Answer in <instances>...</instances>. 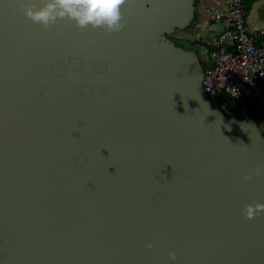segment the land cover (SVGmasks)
I'll return each instance as SVG.
<instances>
[{"label":"water","instance_id":"obj_1","mask_svg":"<svg viewBox=\"0 0 264 264\" xmlns=\"http://www.w3.org/2000/svg\"><path fill=\"white\" fill-rule=\"evenodd\" d=\"M43 2L0 0V264H264L262 130L171 40L195 0H126L112 32Z\"/></svg>","mask_w":264,"mask_h":264},{"label":"built area","instance_id":"obj_2","mask_svg":"<svg viewBox=\"0 0 264 264\" xmlns=\"http://www.w3.org/2000/svg\"><path fill=\"white\" fill-rule=\"evenodd\" d=\"M248 3H214L207 11L209 21L221 23L222 29L208 41L193 44L207 50L211 60L203 80L211 101L228 115L241 108L251 115L261 110L264 123V29L258 40L247 23Z\"/></svg>","mask_w":264,"mask_h":264},{"label":"clouds","instance_id":"obj_3","mask_svg":"<svg viewBox=\"0 0 264 264\" xmlns=\"http://www.w3.org/2000/svg\"><path fill=\"white\" fill-rule=\"evenodd\" d=\"M126 0H44L39 7H25L28 18L37 24L48 27L58 18L74 20L80 28L103 27L106 31H119L123 28L121 7ZM264 170V164L257 165L252 174L259 175ZM250 176L246 175L245 180ZM264 211V203L248 204L243 214L251 219ZM146 247L151 248V243ZM175 258V253H170Z\"/></svg>","mask_w":264,"mask_h":264},{"label":"rangeland","instance_id":"obj_4","mask_svg":"<svg viewBox=\"0 0 264 264\" xmlns=\"http://www.w3.org/2000/svg\"><path fill=\"white\" fill-rule=\"evenodd\" d=\"M250 9L251 7H249V12H248L249 14H250ZM170 36H171V40L177 46L183 47L185 49H193L200 58L202 64V70L205 71L207 66L206 59L208 57V51L197 47L193 43L206 42L213 36V34L204 31L202 26L198 23L197 18L195 17L187 26H184L182 28H177L175 32L172 33ZM208 61L210 62V60ZM251 107L254 108L255 106H251ZM262 113L263 112L260 110L257 113V115L247 114V115H237V117L255 119V121L261 128L262 134L264 136V123L262 119L263 116Z\"/></svg>","mask_w":264,"mask_h":264},{"label":"crops","instance_id":"obj_5","mask_svg":"<svg viewBox=\"0 0 264 264\" xmlns=\"http://www.w3.org/2000/svg\"><path fill=\"white\" fill-rule=\"evenodd\" d=\"M228 0H195V6H196V15L195 17L198 20V23L202 26L204 31L212 33L213 35L220 31L222 29L221 23H213L209 21L208 17V8H210L214 3L216 4H223L227 2ZM250 9V14L248 13V19L247 23L250 26V28L253 30V32L256 35V38L259 40L261 39V36L259 34V31L261 29H264V0H249L248 3V12ZM209 55L206 59V69L211 65ZM205 69V70H206Z\"/></svg>","mask_w":264,"mask_h":264},{"label":"trees","instance_id":"obj_6","mask_svg":"<svg viewBox=\"0 0 264 264\" xmlns=\"http://www.w3.org/2000/svg\"><path fill=\"white\" fill-rule=\"evenodd\" d=\"M237 115H244L245 111L241 108L239 111L236 113Z\"/></svg>","mask_w":264,"mask_h":264}]
</instances>
